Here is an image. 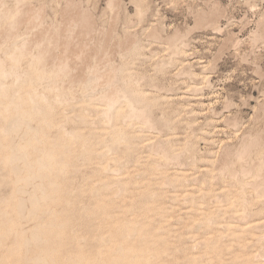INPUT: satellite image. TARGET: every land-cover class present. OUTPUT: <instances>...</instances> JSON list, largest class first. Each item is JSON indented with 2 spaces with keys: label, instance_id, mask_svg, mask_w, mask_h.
<instances>
[{
  "label": "bare ground",
  "instance_id": "6f19581e",
  "mask_svg": "<svg viewBox=\"0 0 264 264\" xmlns=\"http://www.w3.org/2000/svg\"><path fill=\"white\" fill-rule=\"evenodd\" d=\"M55 1L0 0V26L6 25L10 31L15 29L32 10L31 3H34L32 17L38 19L39 13ZM65 1L73 7L81 0ZM130 2L135 16L141 20L148 10L145 0ZM243 2L250 11L258 7L254 0ZM106 6L112 13L114 0H107ZM217 11L199 12L196 24L206 23L215 32L221 31ZM76 18V27L80 24L86 27L92 16L86 8ZM27 37L15 35L8 37V41L4 38L6 41L0 45V186L7 183L10 186L8 194L0 196V264H224L225 252L229 255L226 264H261L258 258L264 251V230L258 224L264 222V217L242 221L252 213L245 188L249 185L255 192L264 188L261 187L264 184L261 133L248 135L245 140L243 137L238 149L225 150V170L215 175L234 181L236 190L230 197L220 198L221 203L213 198L216 208L211 213L204 206L196 207L200 221L193 220L185 228L206 227L222 213H229L230 219L221 218L220 227L198 238L184 251L185 260L180 262L172 254V251L177 253L178 248L173 244L179 240V234L172 233V211L178 201L189 203V210L196 202L203 204L208 193L201 185L206 178H196L183 167L168 174L160 171L161 162L162 166L169 161L179 162L180 157L189 158L195 166L197 149L190 140H184L176 155H172L174 143L170 138L157 140L155 144L148 139L143 142L146 144H141L144 132L160 135L165 129L172 130L175 120L164 113L159 119L152 117L151 108L158 106L162 97H150L140 87L143 77L132 72L134 64L143 57L139 42L133 41L119 55L117 68H108L112 75L104 84H100L103 75L95 68L89 69L82 85L84 98L77 106L72 105V110L64 112V107H71L69 90L59 86L68 76L66 64L55 70L46 69L47 55L39 44L33 50L28 48ZM148 37L154 43H163L156 28L150 30ZM185 38L177 34L164 38L163 52L167 57L157 61L153 70L163 72L166 67L178 64V76L191 81L186 86L187 92L200 102L203 90L210 86L209 78L204 66L197 73L184 63L188 46ZM247 40L252 53L257 44H264L262 14ZM241 41L235 38L232 42L235 53ZM152 88L160 92L156 86ZM201 113L188 111L191 117ZM91 114L100 119L96 127L88 119ZM195 120L186 123L187 129L192 128ZM69 121L73 124L67 130L65 124ZM202 134L207 136L206 132ZM170 135L175 137L174 132ZM169 144L172 146L167 147ZM142 146L148 147L146 156H141ZM153 157L157 160L148 161ZM125 163L128 169L121 171ZM140 163L148 165L144 171ZM235 164L239 168L231 171ZM84 166L97 168L98 174L82 176L79 183L72 184L73 175L79 174ZM108 170V175L103 174ZM141 174V179L135 180ZM165 188L171 189L168 203L163 202ZM262 190L256 193L257 199L264 198ZM84 196L88 199H81ZM214 212L218 215H213ZM216 236L228 239L224 249L210 240ZM257 245L259 248L255 249ZM199 246V250L192 251Z\"/></svg>",
  "mask_w": 264,
  "mask_h": 264
},
{
  "label": "rangeland",
  "instance_id": "374dc122",
  "mask_svg": "<svg viewBox=\"0 0 264 264\" xmlns=\"http://www.w3.org/2000/svg\"><path fill=\"white\" fill-rule=\"evenodd\" d=\"M243 1L145 0L148 10L145 16L139 20L135 16V10L130 0H114L115 8L112 13L106 6L107 0H89L88 3H86V0H81V3L78 2L73 7L72 5L67 6L65 0H56L51 4L52 7L45 8L39 13L38 19L32 17L34 3H31V8L28 7L32 10L20 20L15 29L10 31L6 25L0 26V45L6 40L8 41V37L11 36H28L26 38L28 48L33 50L32 47L39 44L41 45L40 50L44 52V55H47L44 61L46 69L55 70L66 64L68 76L62 81V84L59 82V86H62V90H69L71 107H64V112L72 110V105L76 103L77 106L80 100L84 98L81 94L82 85L86 82L89 69H97L103 75L100 84H104L112 75L108 68L110 66L117 68L120 64L119 55L133 41L139 42L143 48V57L134 64L132 72L135 76L143 77V80L140 81V87L150 94V97L154 95L162 97L158 106L151 108L152 117L156 120L164 113V116H171L175 120L171 125L172 130L170 128L165 129L166 131L163 130L160 135L153 136L156 134L151 133V131L144 132L141 135V144H146L143 142L148 139L155 144L157 140L165 141L170 138L171 143L174 144L172 143L173 146L169 144L167 147L172 146L175 152L172 155H176L183 147L184 140H190L196 147L197 154L200 153L196 154L195 166L192 165L189 158L180 157L179 162L169 161L167 164L164 162L165 165L163 166L161 162L162 168L160 166V171L168 174L183 167L182 169L188 170L189 173H194L193 176L196 178H206V182L201 185L202 188H207L206 192L208 193L203 197V204L196 202L194 206L191 205L192 209L189 210V203L178 201L172 211L174 213L172 233L179 234L177 236L179 240L173 244V247L178 248V251L177 253L172 251V254L180 262L185 260L184 251L190 249L198 238L220 227L218 221L221 218L230 219L229 213H222L220 217L212 219V223L206 227L185 228L193 220L200 221L195 214L196 207L204 206L208 210L207 213H211L216 208L213 198L216 197L218 200L215 201L220 202L230 197V193L236 190L234 181L232 183L230 180L220 179L218 175H215V173L219 174V172L225 170L224 166L227 162L224 160V154L227 147L233 150V148L240 146L246 136L258 133V135L261 133L264 140V106H262L264 105V44H257L252 53L247 40L250 31L254 29V23L258 16L262 14L264 17V0H254V3L258 6L255 11L247 9ZM80 8L81 10L88 8L89 14L92 16L90 23L87 25L88 27L81 24L76 27V21L78 20L76 15H79ZM211 8L216 11L218 9V25L221 31L215 32L212 27H207L206 23L196 24L197 18L195 19V17L200 13L212 11ZM152 28L159 31L163 43L158 44L150 40L148 34ZM173 34L186 37L188 46L186 48L187 56L183 57L184 63H187L197 73L203 71L202 66L205 67L204 73L209 78L210 86L203 90V98L200 102L192 99V94L187 92L186 86L191 81H188L184 76H178L179 73L177 72L180 68L178 64L166 67L163 72L153 70V66L157 61L167 57L163 52L165 39L173 36ZM235 38L242 40L237 53H235L237 50L233 49L232 46ZM42 40L46 43H43ZM151 52H155L156 55L151 57ZM153 86H156L158 91L160 89V92L153 90ZM191 109L202 113L191 117L188 114ZM187 117L188 119H186ZM88 119L93 120V127L99 125L100 119L92 114ZM191 119H196V122L192 123L191 129H187L186 123L190 122ZM226 122L227 125H225ZM72 124L73 121L66 123L65 129L69 130ZM159 124H161V121L157 122V126ZM173 132L175 137L170 135ZM202 132H206L207 136ZM204 138L206 140H203ZM263 150H260L262 156L264 155ZM139 151L141 156H146L148 147L143 149L142 146ZM153 160L155 161L157 158L153 157L148 161L152 162ZM126 164H123L124 167L120 168L121 171L128 169V164L127 166ZM140 164L144 171V166L147 164ZM231 168L237 170L239 166L235 164L230 167V170L233 171ZM129 169L133 170L134 168ZM203 170L207 171L203 172ZM97 171V168L93 166H84L79 174L73 175L72 184L79 183L82 176L98 174ZM108 173L109 170L103 174L108 175ZM203 173H206V176H203ZM144 176H146V173H144ZM137 177H135V180L138 181L141 179L142 174ZM248 182L250 183V181ZM263 186L264 184L261 185V187ZM9 187L8 183L1 185L0 196L7 195ZM259 190L255 192L249 188V185L245 188L246 200L249 201L248 207L252 213H247L248 216L242 219L243 222L252 221L253 219L258 221L264 217V198L258 197L257 199L256 197V193L261 192ZM262 191L264 192V190ZM170 193L171 189L169 188H165L162 192L164 203H168V200L171 199L172 194ZM81 199L86 200L88 197L84 196ZM222 212L224 211L222 210ZM216 214L217 212L213 213L215 216ZM175 222L176 224H174ZM263 225L264 222L258 224L261 230H264ZM27 226L28 224H25V227ZM210 240L216 242L222 249L225 248L228 241L226 237L217 239V236L215 239L211 238ZM262 243L264 244V240ZM256 247L255 249H258L259 245ZM199 248L200 246L192 248V251H197ZM263 253L264 251H261L258 258L261 264L264 263ZM223 259L224 264L229 263V255L226 252L223 254ZM197 264L203 263L199 262Z\"/></svg>",
  "mask_w": 264,
  "mask_h": 264
}]
</instances>
